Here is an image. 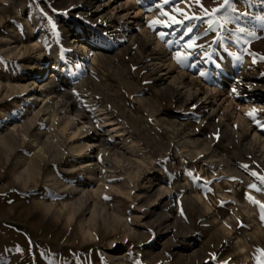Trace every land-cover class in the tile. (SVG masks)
I'll return each instance as SVG.
<instances>
[{
	"label": "rangeland",
	"instance_id": "1",
	"mask_svg": "<svg viewBox=\"0 0 264 264\" xmlns=\"http://www.w3.org/2000/svg\"><path fill=\"white\" fill-rule=\"evenodd\" d=\"M200 2L210 11L222 0ZM81 3L24 0L21 5L0 0V85L5 86L0 101L8 99L0 103V136L16 124L21 126L22 115L28 119L38 115L40 125L35 131L45 135L50 126L55 137L66 140L59 149L71 153L59 167L69 172L66 188L47 176L55 165L28 178L26 155L35 131L23 151L4 163L0 264H260L264 261L260 256L264 252L260 208L264 191L256 189H264V158L260 155L261 151L264 154V0H232L236 11L229 13L230 21L217 18L212 28L206 19L165 26L167 18L160 11L178 16L171 11L173 6L202 16L195 2L96 0L103 9L96 13L90 5L88 11L95 16L81 10ZM153 21L159 23L149 27ZM188 27L193 29L190 36L185 34ZM238 28L245 31L237 32ZM160 33L165 34L163 39ZM131 36H140V40L129 42ZM47 37L53 40L55 53L46 47ZM193 40L199 47L183 65L178 64L177 51L187 55L183 46ZM227 56L238 72L254 79L257 90L248 92L243 82L221 71V60L228 62ZM156 58L166 65L154 71L152 59ZM117 64L135 82L137 91L125 84ZM167 65H172L173 75L182 81L203 87L210 99L183 105L176 84L173 97L162 94L160 87L169 81ZM59 66L85 84L94 104L83 101L75 89L78 103L96 129L126 152L125 158L108 151L111 160L102 163L89 125L47 93L44 84L51 76L63 80ZM95 79L107 85L110 94ZM11 92L19 97L12 98ZM143 97L163 104L161 113L168 120L195 129L200 139L211 138L212 149L203 152V143L195 145L185 134L163 127L143 105ZM205 102L214 105L213 113L211 107L208 115L200 111ZM103 103L110 108L98 116ZM49 104H57L58 109ZM232 128L238 140L230 136ZM251 143L256 154L245 149L244 144ZM215 151L242 169L244 177L229 172ZM98 167L104 171L101 181L95 171ZM73 183H81L90 196L80 213L71 207ZM169 184L170 196L165 197ZM100 188L111 193H95ZM199 196L203 203L197 201ZM151 197L156 200L153 204L148 201ZM95 200L100 201L98 227L92 220ZM169 208L172 219L166 221L161 213ZM105 213L114 218L113 224H104ZM239 244L245 251L241 252ZM245 255L251 261L246 262Z\"/></svg>",
	"mask_w": 264,
	"mask_h": 264
},
{
	"label": "bare ground",
	"instance_id": "2",
	"mask_svg": "<svg viewBox=\"0 0 264 264\" xmlns=\"http://www.w3.org/2000/svg\"><path fill=\"white\" fill-rule=\"evenodd\" d=\"M13 1L19 2L21 5L24 4V0H13ZM90 5H94V7L96 8V13L102 12L103 6L101 4L96 3V0H82L80 9L83 10L84 12L90 13L89 16H92V15L95 16V12L88 11ZM137 12H140V9ZM169 14L172 15L170 12ZM129 40H130L129 42L139 41L140 36H131ZM45 42H46L45 43L46 47H48L49 49H51L53 53H55L53 40L47 37ZM0 49H2L1 46H0ZM181 53L183 54V52ZM101 56L104 59H106V56L104 54H102ZM227 58H228V62H223L220 59L221 60V64H220L221 71L225 72L227 76L231 78H237L239 80L238 83L243 82V86L248 92H250L251 89L257 90L258 88L254 86L253 84L254 79L251 77L249 78V76H247L246 74L242 72H238V70L232 66V64L234 63V60H232L228 56ZM57 60H59V57H57ZM152 62L154 65V71L159 70L161 65L163 64L166 65V63L162 60V58L152 59ZM111 63H112V60H111ZM116 66L119 69V71H122L120 73H121L122 79L125 82V84L129 88L133 89L134 91H137L138 89L136 87L135 82L132 81V79L125 74V72L122 69V66L120 64H117ZM54 68H56V65L54 66ZM57 70H61L63 74L62 75L63 80H61L60 78L51 76L50 80L44 84L46 87V91L48 94H54L58 98L57 100L58 105L66 108V110L69 111L74 117H79L80 119L84 121V123L89 125L88 126L89 132L92 133V138L94 139L93 145L101 149V152H99L97 156L98 159L102 163H105V164L106 162H109L111 160L110 156L106 155L108 151L110 153L113 152L116 156H121L125 158L127 156L126 152L120 149L112 140L106 138V136L101 134L100 131L96 129L91 117L88 116L84 108L78 103L77 101L78 95L76 96L75 89L78 92L82 93V95L81 94L80 95L82 96V98H84L83 101L88 102L90 104H94L92 103L94 101L92 95L90 93L87 94L89 91L87 87L85 86V84L81 82L78 83L77 81L73 79V76H69L70 70H68L67 68H63L62 66H59ZM39 73L41 77L44 76L43 75L44 72L41 71ZM165 75L167 76L166 80H169V81L163 82V85L160 87V92L162 94L164 95L169 94L171 97H173L175 94V87L173 86V84H176V86L180 90L178 94L179 101L183 105H187L189 103L197 102L203 99L208 101L210 99V97L207 96L206 90L203 87H200V85H195L194 83H186L182 81V79L179 76L173 75L172 65H167ZM219 77L220 75H218L216 79H218ZM95 83L99 85L100 87L106 89L110 94L109 88L100 79H95ZM70 84H72V87L70 86ZM4 89H5V86L0 85V92ZM11 97L18 98L19 96L14 94V92H11ZM7 101L8 99L4 98L0 101V103L2 102L5 103ZM142 103L144 106H147V108L150 110L152 115L159 118V121L161 122V125L163 127H166L167 125L170 126V131L172 130V133L177 134V135H180L181 133L185 134V136L189 137V139L192 140V142L195 145L203 143L204 145L203 152H209L212 149L213 141L211 138L200 139V136L195 129H192V128L186 129L183 126V124H179L178 122L174 120H168L166 117H164L161 113V107L163 104L159 105L158 102L154 101L151 98H147V97L142 98ZM57 104L56 105L49 104L48 107L53 106V108L58 109ZM124 104L126 108H130L126 103ZM100 107L101 109L98 110L99 112L98 116L105 114L103 111L110 108L105 103H103ZM209 107H211V113H213L215 111L214 105L208 104V102L204 103V106L201 107L200 111H206V114L208 115ZM250 111L251 110H248V112ZM133 116L136 118V115L134 113H133ZM39 119L40 118L38 117V115L33 116L31 119H28L26 115H22L21 116V122H22L21 126L16 124L14 125L13 129L5 131V133H3L0 136V182L4 181L6 178L5 172L2 169L4 163L6 162L9 163L13 159L14 156H16L19 152L23 151L24 146L28 144L27 138H29L31 136V133H33L39 127L40 125V123L38 122ZM218 122L222 124L223 121L221 117L219 118ZM46 128L49 129V133L45 135H43L40 131H37V132L35 131V133L32 134L33 141L31 142L32 144L30 145V148H31L30 153H27L26 155L27 156L26 160L28 161L26 162L27 169L25 171L27 173L28 178H32L33 174L38 175L39 173L41 175V172L44 168L50 165H55V168H56L55 171H49L47 176L50 177L51 180L58 187L60 188L69 187V183L65 182V177L69 175V172H61L59 168L62 165V163H64L63 161L66 160L68 156H71V153H68V151L64 147L62 149H59V146L63 145V143H66V140L60 136L55 137L54 135L55 131L52 130L50 126H47ZM166 129L168 130V128ZM75 136L76 134H73L71 138ZM230 136L233 139L238 140L236 136V130L234 128H232V131L230 132ZM88 138H89V135H88ZM244 146L247 152L251 154L257 153L255 146L252 143L244 144ZM260 151L261 150H259V152ZM214 155L216 156V158L219 159L221 163H224L225 165H227L229 172H232L233 175H239V176L244 177V173L242 172V169H240L238 166L231 163L224 156L223 153L215 151ZM260 155H261V159H263L264 154L262 151L260 152ZM193 156H195V158L199 157L198 154H195ZM200 158H202V156ZM23 160H25V158ZM95 171H97L98 173V176H97L98 181H101L102 178H100V174L102 175L104 174L103 169L98 167ZM36 178H38L37 181H39V177H36ZM89 181L93 182L92 180H89ZM42 187L43 186H41V188ZM170 187L171 186L169 184V189L163 192L165 194V197L170 196V193H169ZM186 189L188 192L189 188L187 185H186ZM47 190H48V193H54L52 190H49V189ZM71 190H72L71 193H73V196H72L73 201H72L71 207L75 213H80L81 211L84 210L85 206L87 205L88 198L90 196L88 197V195L86 194L88 192H86L84 187H81V183L80 184L73 183ZM95 193H111V192L106 191V189L104 188H100L98 189V192H95ZM196 198H197V201L202 202V198L200 196ZM192 199L196 201L194 196H192ZM148 201H150L149 203L153 204L156 200L151 197L148 199ZM99 202L100 201L95 200V205L93 207L94 209L92 210L93 215H94L92 220L95 221L94 222L95 227L99 226V221L97 219V217L100 214V212L97 209V205L100 204ZM169 205L171 206V204ZM104 209H106V207H104ZM170 209L172 208H169L168 211H163L161 213V216L165 218L166 221H169L172 219L171 214L169 213L170 211H172ZM55 213L57 214V212ZM102 218L104 220L105 225L113 224L114 222V218H112L111 215L107 217L106 213L102 214ZM174 218L176 221L177 217H174ZM238 247L241 250V252L245 251V247L242 244H239ZM262 253L264 252H261L260 256L264 259V254ZM244 259L246 262L251 261L248 255H245Z\"/></svg>",
	"mask_w": 264,
	"mask_h": 264
},
{
	"label": "snow or ice",
	"instance_id": "3",
	"mask_svg": "<svg viewBox=\"0 0 264 264\" xmlns=\"http://www.w3.org/2000/svg\"><path fill=\"white\" fill-rule=\"evenodd\" d=\"M164 4L167 5L170 3V0H163ZM181 2L186 3V4H191L192 2H195L197 4V6H199L201 8V11L203 13V15H196V14H192L189 15L186 12H182L180 10H178L175 6H173V8L171 9V11L173 13H178L179 17L176 15H170L168 11L165 10H161L160 11V16L161 17H167V20L164 22L165 26H171V25H183L185 22H189V21H197V20H201V19H206L208 21V28H212V24L214 22H218L217 18L222 19L225 21V23L229 22L231 17L229 16V13L231 12H235L236 9L233 7V3L232 0H222V2L219 4L218 7H214L212 8L210 11L206 8H204V6L201 4L200 0H181ZM213 2L215 3L216 0H213ZM159 23V21H153L152 24L149 25V27H152L153 24ZM221 28L224 27V24L220 25ZM193 29L192 27H188L186 29L185 34L186 35H191ZM237 32L243 33L245 30L243 28H238L236 30ZM160 38L163 39L164 38V33H160ZM226 38H230V37H226ZM186 50H187V55H182V53L180 51H177L176 55H175V59L177 61L178 64L183 65L185 60H187L189 58V56L191 55V52L199 47V45L196 44L195 40L186 43L183 46ZM201 75L203 76L204 73H201ZM255 110H253L254 113ZM253 113H249V116H252ZM262 181H264V178H261ZM251 188H255V185H250ZM257 191H264V189H256ZM251 199V198H249ZM254 203H259V202H255ZM261 208V212H262V216L261 219L264 220V204L260 205ZM264 254V253H262ZM260 264H264V261H261Z\"/></svg>",
	"mask_w": 264,
	"mask_h": 264
}]
</instances>
